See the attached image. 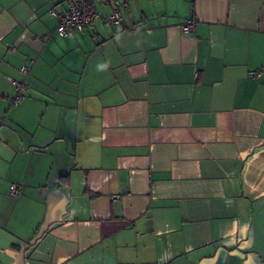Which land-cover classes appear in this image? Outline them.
<instances>
[{"label": "crops", "instance_id": "0c3cea01", "mask_svg": "<svg viewBox=\"0 0 264 264\" xmlns=\"http://www.w3.org/2000/svg\"><path fill=\"white\" fill-rule=\"evenodd\" d=\"M51 8L0 0V264H264V0Z\"/></svg>", "mask_w": 264, "mask_h": 264}, {"label": "built area", "instance_id": "2783aa9c", "mask_svg": "<svg viewBox=\"0 0 264 264\" xmlns=\"http://www.w3.org/2000/svg\"><path fill=\"white\" fill-rule=\"evenodd\" d=\"M131 0H66V8L62 12L51 8L49 13L57 19L56 31L59 36L65 37L73 32H85L93 28V21L99 19L107 27L117 26L122 24L124 12L130 8ZM108 6L109 12L102 15L99 12L98 6ZM197 24V16L192 14L188 19L180 25V29L184 33L194 31ZM95 41H101L98 35H94ZM30 62H33L31 60ZM20 72L27 75L30 71V66L23 65L19 68ZM251 75L259 77L260 71L253 70ZM14 87L15 94L11 102L18 104L22 99V91L26 87L24 81L9 77L8 78ZM9 193L17 196L20 193V185L11 183ZM113 197H117L114 195Z\"/></svg>", "mask_w": 264, "mask_h": 264}, {"label": "trees", "instance_id": "16d2710c", "mask_svg": "<svg viewBox=\"0 0 264 264\" xmlns=\"http://www.w3.org/2000/svg\"><path fill=\"white\" fill-rule=\"evenodd\" d=\"M40 236H37L35 239H33L32 244H35V242H37V240L39 239Z\"/></svg>", "mask_w": 264, "mask_h": 264}, {"label": "rangeland", "instance_id": "374dc122", "mask_svg": "<svg viewBox=\"0 0 264 264\" xmlns=\"http://www.w3.org/2000/svg\"><path fill=\"white\" fill-rule=\"evenodd\" d=\"M98 8H99V6H98Z\"/></svg>", "mask_w": 264, "mask_h": 264}]
</instances>
